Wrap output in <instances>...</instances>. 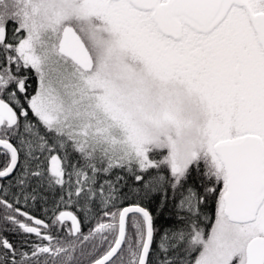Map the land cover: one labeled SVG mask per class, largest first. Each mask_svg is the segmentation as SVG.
I'll use <instances>...</instances> for the list:
<instances>
[{
    "label": "snow or ice",
    "instance_id": "1",
    "mask_svg": "<svg viewBox=\"0 0 264 264\" xmlns=\"http://www.w3.org/2000/svg\"><path fill=\"white\" fill-rule=\"evenodd\" d=\"M0 264H264V0H0Z\"/></svg>",
    "mask_w": 264,
    "mask_h": 264
},
{
    "label": "trees",
    "instance_id": "2",
    "mask_svg": "<svg viewBox=\"0 0 264 264\" xmlns=\"http://www.w3.org/2000/svg\"><path fill=\"white\" fill-rule=\"evenodd\" d=\"M24 210H28V209H24ZM33 215H38L40 218H44L39 211H34L33 212ZM5 235H8L9 236V239H15L17 238L15 235H10L9 233H5Z\"/></svg>",
    "mask_w": 264,
    "mask_h": 264
}]
</instances>
